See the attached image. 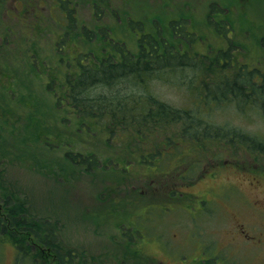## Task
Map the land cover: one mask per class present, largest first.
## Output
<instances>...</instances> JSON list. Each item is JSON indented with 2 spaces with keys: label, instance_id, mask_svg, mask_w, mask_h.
I'll use <instances>...</instances> for the list:
<instances>
[{
  "label": "rangeland",
  "instance_id": "obj_1",
  "mask_svg": "<svg viewBox=\"0 0 264 264\" xmlns=\"http://www.w3.org/2000/svg\"><path fill=\"white\" fill-rule=\"evenodd\" d=\"M190 2L0 0V116L15 121L0 132V149L19 158L0 157V183L11 188L12 180L20 187L14 199L25 201L29 217L41 218L42 228L54 229L57 245L74 255L75 264H264V117L259 105L225 101L208 110L199 103L200 67L194 64L137 68L139 51L145 49L143 32H156L169 39L173 50L204 56L229 48L233 59L237 55L248 67L264 71V20L230 15L229 21L209 22L205 15L217 13V0ZM181 17L190 19L172 20ZM219 24L231 38L217 31ZM129 55L131 64L108 84L94 78L93 68L98 73ZM83 72L94 82L89 95L114 100L110 106L115 109L108 110L119 118L124 110L134 113L142 133L123 130L118 121L111 126L108 112L90 116L82 105L77 112L65 104L58 108L55 93L60 88V97H67L73 87L68 80H79ZM8 73L14 88L6 87ZM152 97L164 101L169 114L143 120L144 111L156 106ZM67 104L73 105L72 98ZM185 108L193 109L191 119L181 111ZM238 129L260 141L261 150L230 133ZM36 140L53 144L31 145ZM63 143L70 152L94 155L99 165L93 171L76 165ZM41 149L55 167L46 177V169L34 164L42 161ZM153 151L147 161L145 155ZM239 224L260 240L249 241ZM32 227L0 224V264H59L54 249L43 247ZM16 242L30 247L26 256Z\"/></svg>",
  "mask_w": 264,
  "mask_h": 264
},
{
  "label": "trees",
  "instance_id": "obj_2",
  "mask_svg": "<svg viewBox=\"0 0 264 264\" xmlns=\"http://www.w3.org/2000/svg\"><path fill=\"white\" fill-rule=\"evenodd\" d=\"M157 54L153 55L154 61H145L143 58L139 59L137 61L138 69L139 70H146V69H153L160 67H177L180 64L186 63L187 55L181 54V53H171L169 52H156ZM147 57H150L148 55ZM156 58V59H155ZM129 60H126L122 62V64L118 65L115 64L114 66L104 67L101 71L98 70V73L95 69H93L94 78L98 77V82L100 84H108L111 79H113L117 72H121L125 70V67L127 68L128 65L131 63H128ZM193 64H197L196 61H191ZM228 63V64H225ZM233 64V63H232ZM156 65V66H155ZM229 60H225L224 64L220 67V69L216 66L215 61L210 62V64H207V73L214 72V70L218 69L219 71L216 74L217 84L211 85L210 82L205 81V77H198V80H200L201 84H198V81L195 83L196 90L198 93L199 103L204 106L211 108L213 105H220V103H224L225 101H235L233 102V106L240 105V106H248L251 105L249 108H255V104L257 103L261 110L259 112H264V75H258L256 70H252L251 72H243V70L236 69V73L232 78L230 75H227L224 73V70H228L229 68ZM227 67V69H225ZM161 68V69H163ZM136 69V70H138ZM127 75V74H123ZM200 75V74H199ZM92 76L91 74L87 75H81V78L76 81H70L72 82V88H70V95L73 100V107L76 109L74 112L79 111V106H84L86 108H83L81 110L88 111L90 113V116H92V112L99 113V114H106V112L111 113L110 117L112 121H118L119 123H122V125L127 126H135L137 129L136 132L142 133V129L140 128L139 124L137 123V120L135 119V114L132 113L129 110H124V116L128 115L129 118H117L115 117L116 114L111 112L110 110L115 109L112 105V101L106 96L99 95V96H91L89 95L91 89L90 86L92 83ZM262 79V81H261ZM97 80V79H96ZM191 82V81H190ZM8 84V83H7ZM215 86V88H213ZM205 88V89H204ZM88 93V94H87ZM151 96V95H149ZM152 99L155 101L156 106H150L148 107L144 113L142 114L143 120L149 119V117H157L158 119H163V116H167L169 114V107L166 106L165 102L152 97ZM199 103L197 105H199ZM242 103V104H240ZM119 105L123 106L122 109H124V103H120ZM78 108V109H77ZM110 109V110H108ZM101 110V111H100ZM184 113L185 118L191 119V113L193 112V109H187L181 110ZM89 116V115H87ZM101 117H103L101 115ZM131 119V120H129ZM195 120V119H192ZM199 124L202 123V119H198ZM154 121V120H153ZM155 124H158L160 121H154ZM197 132V131H196ZM198 133V132H197ZM206 133H209V130H206ZM165 142H169V136ZM254 148H257L256 151L261 150L262 145L261 143H258L256 140L253 142ZM3 147V146H1ZM4 148V147H3ZM16 148L20 151L21 145L18 143L16 145ZM156 151L159 152H169L166 149H162L161 147L155 148ZM5 151H9V149L5 148ZM156 151H153L150 153L151 155L154 154ZM14 153V152H12ZM16 153V152H15ZM79 153L71 154L73 161H78ZM9 158L11 161L18 160L19 158L11 156L10 153L4 154L1 152L0 149V157ZM97 162V161H96ZM11 181V188L7 186L8 182L6 183V186L4 187V183H0V188L5 189V194L1 193L0 197L3 198V211L4 213L2 216H0V224L5 225L11 221L14 225H17L18 223L23 224H29L30 226L35 229V236L41 240L44 244H51L53 247H57V244L54 243L55 241V234H53V229H44L43 226L39 225L38 222L42 219H32L29 217V209L25 205V201L22 198L14 199L15 195L13 196V193L15 191H19L20 187H15V183ZM24 190V189H23ZM15 202L13 204L14 207L10 206L9 204ZM46 223H48L47 220H45ZM44 223V222H43ZM47 225V224H46ZM45 226V225H44ZM6 232V231H3ZM10 232V231H9ZM11 233V232H10ZM15 236V235H14ZM16 237V236H15ZM20 241V240H19ZM16 245L21 248L23 253H25V256L27 255L26 249L28 248V251L30 247H27L25 245L23 248L21 246V242H16ZM22 253V252H21ZM72 260L70 258L66 259V261L62 260L60 261L61 264H71Z\"/></svg>",
  "mask_w": 264,
  "mask_h": 264
},
{
  "label": "flooded vegetation",
  "instance_id": "obj_3",
  "mask_svg": "<svg viewBox=\"0 0 264 264\" xmlns=\"http://www.w3.org/2000/svg\"><path fill=\"white\" fill-rule=\"evenodd\" d=\"M190 1H196V0H186V2L191 4ZM225 4L224 5L221 0H217L218 8L217 13H213L212 15H205V17H208L207 21H212L215 23H220L224 21H229L228 16L233 15L238 18H243V21H262L264 20V0H223ZM230 6H235V9L230 8ZM190 19V17H181V18H173L174 21H186L187 19ZM176 26L179 28L181 27L178 23H176ZM217 27V31L221 33L222 36L231 38V32L224 28L223 24H219ZM192 32V31H188ZM164 37V36H162ZM144 38V39H142ZM158 38L161 39V35L153 32V33H147L143 32L140 41L143 42V47L145 49L139 51V56L137 57V61L141 59V57L145 61H149L148 58L154 59L153 55L157 54L156 52H171V53H184L182 51H176L172 48H168L167 46H163L162 48L158 47ZM167 43V42H166ZM170 43V42H169ZM141 46V45H140ZM142 49V48H141ZM230 51V50H229ZM127 52H125L126 54ZM150 55V57H147ZM153 57V58H151ZM132 57H130L131 59ZM156 59V58H155ZM224 64V63H223ZM228 64V63H225ZM240 225V224H239ZM238 230L240 232H243L244 235L248 234L247 239L253 240L254 242H257L260 240L259 234L252 233L249 234L248 229L246 228V225H240L238 227Z\"/></svg>",
  "mask_w": 264,
  "mask_h": 264
}]
</instances>
